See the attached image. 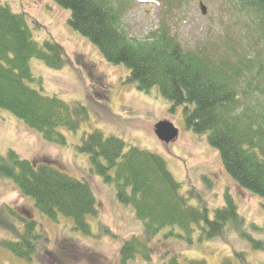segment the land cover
<instances>
[{
	"label": "trees",
	"instance_id": "trees-1",
	"mask_svg": "<svg viewBox=\"0 0 264 264\" xmlns=\"http://www.w3.org/2000/svg\"><path fill=\"white\" fill-rule=\"evenodd\" d=\"M54 1L70 11L69 25L88 38L108 62L129 70V82L143 92L157 89L172 103V112L182 107L185 128L206 135L234 182L264 199V0H223L229 10L251 20L253 42L258 46L253 48L258 53L255 57L236 61L205 55L198 49L186 50L165 22L145 39L130 37L121 23L130 0ZM190 1L165 2L170 8H181ZM32 59L53 69H62L69 61L63 46L53 38L35 39L26 14L0 2V109L39 131L44 140L64 145L67 138L61 129L77 131L89 119L88 108L32 87L29 83L42 80L32 71ZM79 150L89 155L92 172L115 187L117 201L131 207L142 223V236L123 240L120 264H134L139 256L149 261L150 243L166 229L165 238L193 245L223 237L229 224L238 230L245 224L229 194L212 218L207 207L190 205L181 194V183L158 153L99 129L83 136ZM54 165L22 158L12 149L0 154V176L12 180L24 196L33 199L36 209L54 222L61 216L70 217L73 229L93 235L88 217L99 215L93 186ZM7 210L23 229L16 231L17 240L1 239L0 246L31 262L44 235L38 232L34 216L22 217L9 207ZM103 230L116 236L108 226ZM248 237L255 248L264 250L263 241ZM237 255L249 264L243 252ZM169 256L165 264H180L181 256ZM187 264L207 262L191 259ZM223 264L235 263L225 259Z\"/></svg>",
	"mask_w": 264,
	"mask_h": 264
},
{
	"label": "rangeland",
	"instance_id": "rangeland-1",
	"mask_svg": "<svg viewBox=\"0 0 264 264\" xmlns=\"http://www.w3.org/2000/svg\"><path fill=\"white\" fill-rule=\"evenodd\" d=\"M165 1L130 0L122 14L124 31L132 38L145 39L165 22L186 50H199L231 61L258 54L253 51L258 46L253 42L251 20L229 10L223 0H191L181 8H170ZM0 2L26 14L35 39L41 42L53 38L63 46L69 60L64 68L53 69L32 59V71L42 80L29 84L43 94L67 102L79 101L89 111V119L77 131L61 129L67 143L59 145L44 140L39 131L0 109V154L6 155L12 149L22 158L55 164L59 170L89 181L99 209L97 217H88L93 235H85L73 229L74 221L70 217L49 220L12 180L0 176V240H17L16 231L23 229L7 207L22 217L34 216L38 232L44 235L31 262L0 246V264H120L123 240L142 236V223L135 218L133 209L117 201L115 187L92 172L89 155L79 150L83 136L96 129L163 156L181 183V194L190 205L207 207L211 218L216 209L225 205L226 194L235 200L239 213L245 217L240 230L229 224L223 237L193 245L182 239L165 238L169 229L163 230L149 245L151 259L146 261L139 256L134 264H165L170 253L182 257L180 264L191 259H204L207 264H223L225 259H230L235 264H244L237 252H243L249 264H264V250L255 248L248 237L264 242V199L234 182L206 135L185 128L182 107L172 112V103L157 89L147 93L129 82V70L108 62L88 38L69 25L70 11L54 0ZM200 2L207 7L205 15ZM161 120L170 121L178 128L174 141L165 143L157 137L154 129ZM103 226H108L116 236L106 233Z\"/></svg>",
	"mask_w": 264,
	"mask_h": 264
},
{
	"label": "water",
	"instance_id": "water-1",
	"mask_svg": "<svg viewBox=\"0 0 264 264\" xmlns=\"http://www.w3.org/2000/svg\"><path fill=\"white\" fill-rule=\"evenodd\" d=\"M200 8L205 15L207 13V7L203 2H200ZM154 130L157 137L165 143L174 141L179 134L178 128L172 122L167 120L157 122Z\"/></svg>",
	"mask_w": 264,
	"mask_h": 264
}]
</instances>
